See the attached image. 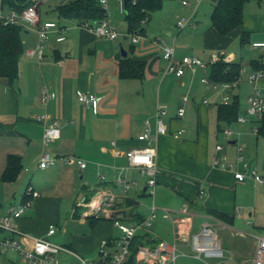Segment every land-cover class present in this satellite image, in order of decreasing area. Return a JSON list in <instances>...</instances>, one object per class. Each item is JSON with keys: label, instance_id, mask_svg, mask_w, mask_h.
I'll use <instances>...</instances> for the list:
<instances>
[{"label": "crops", "instance_id": "1", "mask_svg": "<svg viewBox=\"0 0 264 264\" xmlns=\"http://www.w3.org/2000/svg\"><path fill=\"white\" fill-rule=\"evenodd\" d=\"M69 1L66 0L65 3ZM188 1L194 4L195 0ZM182 2L183 0L166 1L164 7L156 12L169 7L158 17L152 31L149 32L144 24L147 39L137 44L130 42L127 49L121 42L120 50L115 45L119 38L112 41L96 37L88 30L78 27V21L60 18L56 10L59 5L54 9H46L48 19L41 20L56 21L66 27V39L58 42L57 33H52L45 43L42 61L27 53L36 46L37 34L24 30V52L18 79L10 82L0 77V214H5L9 207L24 201L29 184L40 193L33 200L32 207L17 220L19 231L52 241L58 234V229L55 226L57 230L52 236H48L47 231L50 225L62 220L64 207L75 202L70 216L87 220L88 218L81 217L85 207L80 203L90 201L101 190L113 191L120 198L121 205L127 208L126 218L129 217L128 214H135L134 212L136 214L132 216L133 221L144 217L145 214L138 208L141 206L139 200L118 192L121 187L116 185L115 178L119 169L127 166V151L143 144L138 138L143 122L147 118L154 122L156 108L163 104L168 109L165 117L168 133L159 136L157 146L160 174L156 193L160 192L159 206L178 210L187 204L196 214L194 228L196 218L200 219L199 227L206 219L205 216L224 221L214 214L217 213L227 217L230 222H224L229 225L236 219H245V223L252 227V230H248L249 233L264 234V187L251 180L239 182L234 176L236 170L242 169L237 163L239 146L244 148L250 167L264 176V134L253 131L258 125L250 117L247 123L237 121L232 125L219 126L217 108L223 103V92L203 85L200 72L192 75L190 71H186L181 77L165 73L166 61L162 57V50L152 43L158 37L166 39L175 44L176 55L180 58L189 55L210 61L215 56L219 58L218 61L240 63L243 73H240L237 89L230 94L233 98H238L240 116H244L248 98L253 93L250 76L255 71L264 73V49L253 47V43L264 41V0L247 2L242 25L227 36H220L212 27L211 15L218 0H202L194 17L196 27L178 30L176 23L179 17L192 12V6H184ZM205 2L204 7L208 8L206 17H209L210 23L206 20V24L202 26L199 10ZM41 5L42 3L39 11ZM105 9L106 17L114 22L120 16L116 0H109ZM187 28L194 35L189 31L183 34ZM152 33L156 34L153 38ZM123 51L127 56L145 62L142 79L120 78L119 62L124 57ZM256 84L264 97V75ZM44 86L54 93L47 104L40 100ZM78 92H91L98 96V108H85L78 100ZM180 108L185 110L182 117L177 113ZM43 113L51 116L46 123L37 119ZM54 120L60 123L61 137L45 147L44 127ZM226 127L240 132V136L226 138L223 133ZM181 129L185 133L176 137ZM226 139L231 146L224 143ZM231 140L237 142L232 144ZM219 144L223 145L220 151L216 149ZM45 149L56 157L79 156L88 165L81 170L76 164H66L59 160L49 168H39L37 164ZM10 155L20 157L21 170L16 181L4 182L2 175ZM216 159L225 161L226 166L216 164ZM98 163L103 166L99 168ZM229 163L233 164V168ZM100 172L106 175L105 181L100 180ZM128 175L139 180L141 187L135 191L140 196H148L142 193L147 176L140 175L137 168H130ZM202 189L205 190V195L200 197ZM131 201H137L138 204ZM81 208L83 211L80 212ZM146 209L148 214V207ZM102 218L104 220L97 225H91L96 230L99 229L100 235L94 245H87L77 239L56 244L79 255L95 257L101 242L113 237L101 229L104 221L111 220ZM162 219L171 225L163 215ZM168 236L173 237L172 225ZM63 255L69 254H61ZM12 263L15 264L13 260L6 261V264ZM69 263L72 262L68 261L67 264Z\"/></svg>", "mask_w": 264, "mask_h": 264}, {"label": "built area", "instance_id": "2", "mask_svg": "<svg viewBox=\"0 0 264 264\" xmlns=\"http://www.w3.org/2000/svg\"><path fill=\"white\" fill-rule=\"evenodd\" d=\"M100 4L106 8L109 0H99ZM118 11L120 14L126 13L127 0H116ZM202 0H195L191 4L188 0H183L184 6H192V12L189 15H182L176 23L178 30L186 27H196L195 14ZM41 2L32 1L21 11L15 9L4 10L0 7V27L15 25L20 26L24 30L34 31L38 36V42L34 48L27 51L31 57H36L42 61L45 56V43L49 40L52 33H57V41L62 42L66 39V27L56 21H42L40 18L39 6ZM1 6V0H0ZM6 11V12H5ZM147 18L143 20V24L147 23ZM80 28L86 29L93 33L96 37L108 40H117L122 34L115 22L106 17L97 23L76 22ZM132 44H137L147 37L144 33L128 32L125 35ZM152 43L159 46L162 50V57L166 61L165 73H173L178 77L190 71L192 75L201 73V83L209 88L220 89L222 101L224 104L232 100V92H235L239 84V78L232 82H217L210 77V65L217 62L219 58L213 56L210 61H205L198 56L177 57L175 44L169 43L166 39L155 38ZM254 48L264 49V41L253 43ZM243 70H241V74ZM240 74V75H241ZM263 71H255L250 76L249 82L253 86V93L248 98V106L246 115L239 116V123H247L250 117L258 126L253 128L255 133H259V122L264 119V97L257 80L263 77ZM78 100L85 108H93L96 110L100 102V98L91 92H78ZM54 93L46 86L43 87L40 100L47 104ZM187 100V98H186ZM208 103V100L204 101ZM178 115L182 117L185 113L184 108L178 110ZM168 115L166 105L159 104L154 115V122L150 118L145 119L143 128L138 135L141 146L132 147L127 151L125 157L127 166L119 169V174L115 178L116 185L123 188L125 192L130 190H139V180L132 179L128 175L130 168H137L140 175L147 176L146 186L142 193L153 199L152 205L148 207L149 213L142 218L132 220V216L136 214H128L126 218L125 211L127 208L119 209L116 204L121 205L120 198L113 192L108 190L98 191L95 196L88 202H81L80 205L85 207L82 212V218L89 217H105L113 222L118 228L121 235L119 237H111L101 242L95 257H85L79 255L69 248L56 244L43 236H29L17 227V220L32 207L33 200L40 196L31 184L28 185L25 192V199L18 205L11 206L5 214H0V252L7 254L9 252L17 253L21 257L23 264H63L61 254H69L75 258L76 262L69 264H127L131 255L134 253V264H177L181 257L193 256L197 259L206 258L216 259L217 264H224L225 250L223 242L217 232L218 229H231L233 234L240 235L244 238H255L254 255L242 261L241 264H264V234H252L245 231L234 230L231 225L217 219L215 217L205 216V220L201 222L199 233H194L195 213L185 204L178 210L160 207L155 203V195L157 188V179L160 169L157 163V146L160 135L168 133V126L165 117ZM51 116L43 113L37 116V119L46 123ZM185 133L184 129L177 132L176 137H180ZM223 133L228 139L239 137L240 132L235 131L232 127L223 129ZM61 137V127L58 120H54L50 125H45L43 133V143L47 147L50 143L57 141ZM115 144V143H113ZM218 151L223 149V145H217ZM59 160L66 164H76L81 170H84L88 162L76 155H66L56 157L50 151L45 149L38 161L37 167L45 169L55 165ZM216 164L225 167L226 162L221 159L215 160ZM237 163L242 169L236 170L234 176L239 182L251 180L256 185L264 187V176H262L255 168L250 167V163L244 154V148L238 147ZM99 168L103 166L98 163ZM233 168V164L229 163ZM101 181L107 179L102 172L99 173ZM205 195V190H200V197ZM162 212L163 218L169 220L172 225V242H167L163 238L153 236L150 228L153 222L158 218V212ZM133 214V215H132ZM239 217H241L239 213ZM55 225H50L47 231L48 236L56 233ZM144 234L145 239L137 245L134 252L132 249V241L138 234ZM191 248L195 255L186 254L182 248ZM229 260H232L230 258ZM14 264V263H12Z\"/></svg>", "mask_w": 264, "mask_h": 264}, {"label": "trees", "instance_id": "3", "mask_svg": "<svg viewBox=\"0 0 264 264\" xmlns=\"http://www.w3.org/2000/svg\"><path fill=\"white\" fill-rule=\"evenodd\" d=\"M166 1L170 0H127L125 20L129 32L144 33L143 20L150 21L154 12L162 9ZM251 0H218L211 15L212 27L220 36H227L243 23L244 6ZM32 0H1L4 10L15 9L21 11L31 4ZM57 12L60 18L72 19L78 22L97 23L107 15L106 9L99 0H70L59 5ZM24 29L20 26L9 25L0 27V77L14 82L20 75V61L24 47L22 34ZM132 47H134L132 45ZM145 62L132 57H122L119 62V76L122 79H142L144 77ZM242 66L240 63H226L223 60L210 65V77L217 82H232L240 77ZM241 114V106L237 97L230 103H220L217 108V122L232 125L237 123ZM259 133L264 134V119L259 122ZM21 170L20 157L10 155L7 167L2 175L4 182H14ZM89 197L87 198V200ZM224 221L230 222L227 217L214 213ZM104 219L102 217H89L90 224L95 226ZM144 234H138L132 241V249L145 239ZM134 253L127 264H134Z\"/></svg>", "mask_w": 264, "mask_h": 264}, {"label": "rangeland", "instance_id": "4", "mask_svg": "<svg viewBox=\"0 0 264 264\" xmlns=\"http://www.w3.org/2000/svg\"><path fill=\"white\" fill-rule=\"evenodd\" d=\"M32 1L42 3L41 9H40V16L42 20L48 19V16L45 15L46 9H49L50 7L54 9L57 5H62V4H65L66 2V0H32ZM206 3L207 2H205V4L203 3V6L199 10V13H200L199 17H201L200 20H201L202 26L206 24V20L207 22L210 23L209 17H206L207 16L206 9H208L204 7ZM168 7L169 6H167L163 11H167ZM163 11L154 13L151 20L147 24H145L149 32L152 31L151 29L152 27H154V23L157 21L158 17L164 13ZM172 18L173 17H171V20ZM115 22L117 24L119 31L122 34L117 40V43L115 45H117V47L120 50L121 46L119 45V43L121 42L124 48L127 49L128 44L130 43V40L125 37V35L129 32L127 29V22L125 21V17H123L120 14V16H118V19ZM187 31H189V28H187L183 34H185ZM189 32L194 35V32H191V31ZM153 35H156V34L152 33V38L154 37ZM243 49H247V48L243 47ZM250 53H253V51H250ZM227 141L228 139H226L224 143L227 146H231L228 144ZM33 173H34V170L31 171L30 175L32 176ZM118 192L122 193L123 195L129 198L139 200V202L141 203V206L138 207L139 211L145 215L147 214L146 208L152 205V199L149 196H140V193H137L138 191L136 192L135 190H130L128 192H125L123 188H120ZM156 204L158 206L160 205V192L159 191H157L156 193ZM74 205H75V202L73 203L71 202V204H68L67 206H65L63 209L62 220L59 223H53L58 229V234L52 238V241L54 243L56 242L59 243L60 241H63L64 243V240L71 241L72 239H77L80 242L81 241L85 242L87 245H94V242L100 236L99 229L96 230L95 227L91 226L89 218L87 220H80L78 218L70 216L71 210L74 207ZM116 206L119 209L124 208V205L116 204ZM81 211H83V208L80 209V212ZM161 213L158 212V218L157 220L153 222V226L149 230L153 236H159L163 238L164 240H166L167 242H172V237L168 236V234H170L171 232V225L162 219ZM244 215L243 217L245 218ZM236 217H238V214ZM245 221H246L245 219L244 220L236 219V221L231 225V227L234 230L250 232L248 230H252L251 229L252 227L246 224ZM199 223H200V219L196 218L194 233H199L200 231ZM101 229L102 231L108 232V234H112L116 238L121 235L120 231L118 230L117 227L113 225L112 221L111 222L104 221ZM217 232L223 242V247L225 250L224 264H241L242 261H245L254 255L255 238H252V237L244 238L240 235L233 234L231 229L230 230L229 229H218ZM1 234L2 233L0 232V235ZM182 250L186 254L195 255V252H193L191 248L185 247V248H182ZM61 257H62L61 259H62L63 264H67L68 261L76 262L75 258L69 255H63ZM85 257H92V256H85ZM230 258H232V260H229ZM7 260H13L15 264H23L21 262V257L17 253L9 252L5 255L0 254V264H6ZM218 262L219 261L216 259L206 258L205 256L202 259H197L193 256H187V257L185 256V257L179 258L177 264H217Z\"/></svg>", "mask_w": 264, "mask_h": 264}, {"label": "water", "instance_id": "5", "mask_svg": "<svg viewBox=\"0 0 264 264\" xmlns=\"http://www.w3.org/2000/svg\"><path fill=\"white\" fill-rule=\"evenodd\" d=\"M0 7H1V9L3 8V5H2V3H1V6H0ZM122 54H123V56H124V57H126V56H127V53H126L125 51H123V53H122ZM236 142H237L236 140H231V141H230V143H232V144H235ZM131 203H133V204H138V202H137V201H131Z\"/></svg>", "mask_w": 264, "mask_h": 264}]
</instances>
